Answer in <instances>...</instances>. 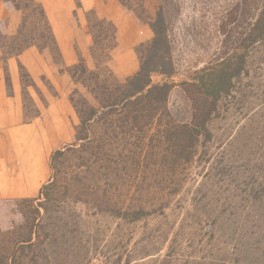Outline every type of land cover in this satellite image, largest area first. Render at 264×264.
<instances>
[{"label":"rangeland","instance_id":"rangeland-1","mask_svg":"<svg viewBox=\"0 0 264 264\" xmlns=\"http://www.w3.org/2000/svg\"><path fill=\"white\" fill-rule=\"evenodd\" d=\"M115 2L0 0V264H264V0Z\"/></svg>","mask_w":264,"mask_h":264},{"label":"trees","instance_id":"trees-1","mask_svg":"<svg viewBox=\"0 0 264 264\" xmlns=\"http://www.w3.org/2000/svg\"><path fill=\"white\" fill-rule=\"evenodd\" d=\"M15 7H17V5ZM153 29L155 32V37L152 41L149 55L142 59L140 70L134 76V79H138L140 81L138 88L136 89V93L137 92L143 93L145 92L146 88H148L147 91L150 92L151 87H155L152 86L153 84L151 83L150 80V73L152 71H160V72L167 71L166 69L158 70L156 69V67H153V65H166V61H162L163 63H160V61H158V59L159 60L162 59V56L160 55L158 57V55L160 51L163 49L166 40L165 17H163L162 13H160V16H158V18L156 19ZM201 83L206 85L207 92H218L219 90H223L225 89L224 84H226L223 79L215 82H211V81L208 82L207 80H203L201 81ZM132 94L128 93L127 96L130 97Z\"/></svg>","mask_w":264,"mask_h":264},{"label":"crops","instance_id":"crops-1","mask_svg":"<svg viewBox=\"0 0 264 264\" xmlns=\"http://www.w3.org/2000/svg\"><path fill=\"white\" fill-rule=\"evenodd\" d=\"M92 4L94 5V6H96V7H98L99 8V10L100 11H98V12H101V13H103V14H109V15H113L114 16V13H113V10L116 8V2H115V0H92ZM107 12H109V13H107ZM111 13V14H110ZM113 13V14H112ZM123 38V37H122ZM128 42H130L129 41V36H128V38H124V39H122V41H121V43L122 44H125V45H127L128 44ZM130 44V43H129ZM128 44V45H129ZM1 101H2V98H1ZM2 103H3V101H2ZM12 114V113H11ZM2 118H4V117H2ZM11 118H12V121L14 122L15 121V116L12 114L11 115ZM4 123V121L1 119L0 120V124H3ZM27 133H29V128H27ZM4 136L2 137V138H4L5 139V141H9V137L12 139V142H14V140H15V137H16V135L13 133V132H7V131H4V134H3ZM20 144V143H19ZM18 148V147H17ZM6 150V146H4V149L3 148H0V152H2V151H5ZM19 150H22V149H17L16 150V152L18 153L19 152ZM8 157L10 158V159H12V160H14L13 158H16V156L15 155H12L11 153H10V151H9V154H8ZM20 159V158H19ZM23 159H25V157L23 156V158H22V160H20L19 162H20V164H21V162L22 161H24ZM36 159V158H35ZM36 163H37V159H36ZM36 165V164H35ZM37 166H38V163H37ZM25 174H26V172H25Z\"/></svg>","mask_w":264,"mask_h":264}]
</instances>
